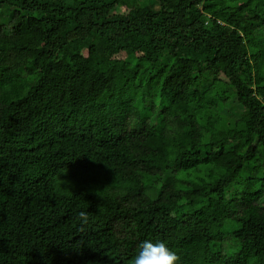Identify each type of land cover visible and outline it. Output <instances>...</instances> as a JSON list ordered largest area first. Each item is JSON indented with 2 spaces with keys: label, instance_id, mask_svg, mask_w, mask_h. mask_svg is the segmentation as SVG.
I'll return each mask as SVG.
<instances>
[{
  "label": "trees",
  "instance_id": "1",
  "mask_svg": "<svg viewBox=\"0 0 264 264\" xmlns=\"http://www.w3.org/2000/svg\"><path fill=\"white\" fill-rule=\"evenodd\" d=\"M258 43L264 0H0V264H264Z\"/></svg>",
  "mask_w": 264,
  "mask_h": 264
},
{
  "label": "clouds",
  "instance_id": "2",
  "mask_svg": "<svg viewBox=\"0 0 264 264\" xmlns=\"http://www.w3.org/2000/svg\"><path fill=\"white\" fill-rule=\"evenodd\" d=\"M80 215L86 219L84 212ZM131 264H180V257L163 240H144L139 244Z\"/></svg>",
  "mask_w": 264,
  "mask_h": 264
},
{
  "label": "rangeland",
  "instance_id": "3",
  "mask_svg": "<svg viewBox=\"0 0 264 264\" xmlns=\"http://www.w3.org/2000/svg\"><path fill=\"white\" fill-rule=\"evenodd\" d=\"M256 46L262 49V51H264V43H258L256 44Z\"/></svg>",
  "mask_w": 264,
  "mask_h": 264
}]
</instances>
